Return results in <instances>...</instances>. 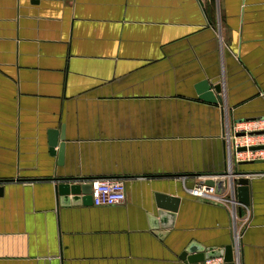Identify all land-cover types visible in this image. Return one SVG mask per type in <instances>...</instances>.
Wrapping results in <instances>:
<instances>
[{"label": "crops", "instance_id": "0c3cea01", "mask_svg": "<svg viewBox=\"0 0 264 264\" xmlns=\"http://www.w3.org/2000/svg\"><path fill=\"white\" fill-rule=\"evenodd\" d=\"M223 115L264 117V0H0V264H181L191 241L230 244L227 206L187 190L224 170ZM240 169L242 264H264V162ZM59 177L121 179L125 200L62 204ZM160 194L179 200L163 224Z\"/></svg>", "mask_w": 264, "mask_h": 264}, {"label": "built area", "instance_id": "2783aa9c", "mask_svg": "<svg viewBox=\"0 0 264 264\" xmlns=\"http://www.w3.org/2000/svg\"><path fill=\"white\" fill-rule=\"evenodd\" d=\"M222 141L224 145L225 176L210 175L208 179L223 177L227 184L221 193L214 186L206 185V178L187 188L190 195L226 205L230 217L232 259L229 264H242V235L249 226L252 213L249 205L238 202L236 197V179L233 175L238 163L264 160V117L238 120L232 123L227 115L222 117ZM251 147H259L251 149ZM240 148H244L241 150ZM91 198L95 206L114 205L125 200V185L121 179H91ZM186 264H227L223 256L204 258L196 263Z\"/></svg>", "mask_w": 264, "mask_h": 264}, {"label": "water", "instance_id": "95a60500", "mask_svg": "<svg viewBox=\"0 0 264 264\" xmlns=\"http://www.w3.org/2000/svg\"><path fill=\"white\" fill-rule=\"evenodd\" d=\"M198 95L199 98L206 102L217 103L218 102V94L221 91L220 84L209 85L208 82L202 81L198 84ZM48 145H49V153L51 155H56L58 159V163L60 164L63 159L64 153V134L58 131H51L48 134ZM259 147H251V149H255ZM244 150V148H240ZM264 160L257 161H247L238 163L236 169H234L233 175L237 177L236 179V197L238 202L249 205L250 204V186H249V176L254 174V172L242 171L241 166L253 164V163H262ZM215 174V173H214ZM218 176H225L226 172L222 171L216 173ZM55 193L57 196V200L62 204H78L79 202H92L91 198V185L90 180L82 182L81 177H59L55 178ZM206 185L214 186L216 193H221L227 184V180L223 177H219L217 179H207ZM1 190V188H0ZM178 198L170 197L168 195H157L156 196V204L161 211L160 213V222L161 224L167 223L170 215L175 212L178 205ZM69 202V203H68ZM155 228L156 224L154 223ZM159 234V233H157ZM160 235V234H159ZM242 244V240H241ZM214 256H223L224 260L227 264L231 263L232 259V249L231 242L230 244L225 245L221 248L215 247H206L201 245L200 243H195L194 241L188 243L181 253L178 256L181 264L186 263H196L202 261L207 257Z\"/></svg>", "mask_w": 264, "mask_h": 264}]
</instances>
